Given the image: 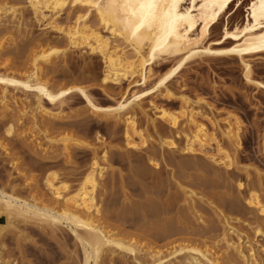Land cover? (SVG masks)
Wrapping results in <instances>:
<instances>
[{"label":"bare ground","instance_id":"bare-ground-1","mask_svg":"<svg viewBox=\"0 0 264 264\" xmlns=\"http://www.w3.org/2000/svg\"><path fill=\"white\" fill-rule=\"evenodd\" d=\"M95 2L96 0L92 4L88 0H25L24 4L9 5L0 0V55L20 53L25 58L18 66L16 63H0V122L5 126V134L1 133L3 125L0 128V150L6 154L5 161H9L17 171L23 168L26 170L20 171L28 173L36 166H48L57 161L63 163L64 170H74L71 169L73 165L77 169L75 151L78 148L70 145L72 137L64 135L66 137L61 139L59 136L60 140L54 136V131L90 127L93 120L98 119L105 121L107 130L111 133L118 124H123L124 145L127 150L147 148L152 135H145L142 128L144 125L140 123V118H144L147 126L145 129L148 131L149 127L158 130L157 121L169 123L174 136L185 137L183 153L189 157L201 154L206 162L210 161L207 162L208 165H203L199 158L196 160L197 157L195 160H187L184 156L175 161L172 156L177 153L178 145L173 133L167 138L170 142L164 141L163 135L159 136V150L165 147L170 150L172 160L169 164L176 166L179 178L200 188V193L198 195L197 191L192 190L194 188L184 186V182L179 183V179L176 185L182 189L184 204L175 211L176 214L171 215L170 208H160L159 202L158 205L153 203L154 200H150V197V202H143L144 205H138V202L137 205L131 202V205L128 202L115 217L121 222L123 219L129 221L128 218L135 221V233L126 228L120 229L119 226L125 227L122 224L110 225L107 223L109 215L105 211L103 214L100 208L101 201L99 204L95 202L96 194L103 197L111 188L126 196L127 181H124L125 177L118 175L117 169L105 163L108 161L107 156L114 152L113 148H102V144L89 143L92 159L84 176L81 174L84 178L82 177L81 186L78 185L80 188L76 192H70L71 186L61 180V174L58 177L56 172L51 174V171L44 178L39 177L42 182L45 180L47 188L45 192L39 191L40 198L28 193L32 196L30 199L19 196L16 189L7 191L0 188V264H10L6 261L8 256L5 257L4 253L7 246L3 241L7 230L19 228L18 223L40 226L45 230L48 228L52 233L63 229V226L68 228L77 248L82 251V260L77 264H106L105 258L110 255L115 260L119 256H129L133 264H264V243L259 245L256 240L260 234L264 242V178L261 172L251 176L248 169L238 165L241 122L236 116L229 114L237 123L227 120L224 127H221V121L206 99H193L173 91L175 78L181 73L187 72L193 65H197L200 70H214L215 63L241 66L245 84L264 91V83L254 78L253 68L254 58H264V8L261 7L260 0H250L248 18L244 23L232 28L228 20L218 39L212 38L213 31L221 25L225 16L232 17L240 11L242 0H229L223 8L216 0H179L174 8L171 4L167 7L161 5L158 12L162 22L141 28L135 35L133 31L139 18V5L109 11L106 0H99V7L94 6ZM233 5H237L235 11ZM170 9L173 14L164 16ZM25 10H30L35 22L40 23L43 31L48 32L32 35V25L24 18ZM133 11H137L136 17L131 15ZM66 13L68 20H62V15ZM214 13L217 15H213ZM173 22L174 26L170 29L168 25ZM19 37L22 40H18ZM54 41L64 45V48L53 49L47 54L35 51V47ZM75 53L82 61L80 65L73 57ZM93 55L99 57L104 66L100 81L92 75ZM53 56L59 57L52 58ZM173 62L175 64L168 71L157 77L156 67L162 68ZM212 63L214 64L211 65ZM70 73H77L89 81H98L97 87L108 93L118 90L120 98L115 105L103 107L93 100L86 87L74 86L55 91L52 79L58 74L64 76ZM74 93L83 99L85 108L69 115L65 113V101ZM158 97L179 101V112L184 121L180 122V116L157 105ZM147 100L149 102L146 104ZM150 111L154 112L153 116ZM29 131L36 132V138L42 136L47 141L46 145L42 140L39 141L40 138L35 139V145L27 143ZM218 133L220 139L216 137ZM96 140L100 141L99 138ZM18 141L19 147H16ZM211 142H214V146ZM75 143L81 146L85 144L80 140ZM154 144L150 145L151 149L156 146ZM26 152L31 159H26ZM153 155L152 158L149 155L150 161L154 162L153 166L158 167L160 163L152 160L156 156ZM131 157L128 156L127 165H130L132 177L129 175L128 179L132 180L129 183L137 184L141 175L139 178L137 176L145 168ZM193 166L194 169L198 166L199 171L195 169L196 173H188ZM233 170L236 173H246V182L243 183L240 179L235 181L232 177L234 172H231ZM70 171H65L69 174L67 176L75 175L77 170ZM35 187L32 188L33 192L37 189ZM246 189L249 190L248 196L241 198ZM156 190L158 191L157 188ZM208 194L216 200L213 197L206 199L210 196ZM242 199L246 202L248 217L233 218L229 214L241 212V205L244 204ZM206 211L209 212L208 215H204ZM228 211L230 213L227 214ZM112 215L113 218L114 214ZM23 232L19 231L21 234Z\"/></svg>","mask_w":264,"mask_h":264},{"label":"rangeland","instance_id":"rangeland-1","mask_svg":"<svg viewBox=\"0 0 264 264\" xmlns=\"http://www.w3.org/2000/svg\"><path fill=\"white\" fill-rule=\"evenodd\" d=\"M1 1L6 2L9 5H16V4L18 5V4H22V3L24 4L25 0H23V1H21V0H1ZM249 4H250V0H242V5L240 7V11L237 14L233 15L232 17H230V15L225 16L221 22V25L213 31L212 38L218 39L221 37L222 27L226 23H228V20H229V25L232 28L235 27L237 24L244 23L246 21V19L248 18ZM232 8H234V11H235L237 8V5H233ZM23 13L25 14V15L23 14L25 16L24 18L27 19V20L26 19L25 20L27 22H29L30 25H32V35L38 36V35H41V33H47L48 32L45 30L43 31L42 25L40 23L35 22V19L33 18L32 12L30 10H25ZM67 18H68L67 13L65 15H62V20H68ZM49 34L51 35V33H49ZM51 37H53V36L51 35ZM13 38L16 39V37H13ZM18 40H22V38L19 37ZM62 48H64V45L58 44L56 41H54L52 43H49V44L47 43V44H44V45L39 46L37 48L35 47L36 50L34 48H33V50H35L38 54H40V53H46L47 54L53 49H62ZM18 55L20 58L17 57ZM22 57H23V54H20V53H16V54L15 53H11V54L5 53L3 55H0V63L1 62H9V63H14V64L16 63L18 66L19 64L22 63V61L25 60V58L24 57L22 58ZM57 57H59V56H53L52 58H57ZM73 57L75 58L77 63L80 65V63L82 61H81L79 55L75 53V54H73ZM93 57L94 58L92 60V63H93V67H94V70H93L94 72L92 73V75L95 78H98L100 81L104 66H103V63L99 57H97L96 55H93ZM42 63H44V62H42ZM174 64H175V62L167 63L162 68L156 67V71L158 72L157 77H160L164 72L168 71ZM213 64L214 63H212L211 65H213ZM215 64L218 66L213 65V66H215V69L210 70V71L207 69L206 70H200L197 68V65H193L191 68H189V70H187V72H183L177 78H175L173 91L177 94H185V95H187L193 99H197V98L206 99L208 101V103H210V105L215 110V112L218 116L217 117L218 120L221 121L220 122L221 127H224L225 123L228 121H231L233 123H237V120L234 119L233 117H230L229 114H233L234 116H236V118H238V120L241 122V125H242V131L240 134V141H241L240 144L241 145H240V149L238 151V162H239L238 165H239V167H244V168L248 169L249 174L251 176H254V174L256 172H259V173L261 172L260 174L264 178V148H263L264 147V91H259L255 87H250V86H247L245 84V81L243 79V70H242L241 66H239L237 64H234V65L228 64V66L225 64L222 65L219 63H215ZM253 68H254V78L256 80L264 83V58H259V57L254 58ZM16 76L19 77L20 75L19 76L16 75ZM54 82H55V84H54L55 85V91L71 88L74 86L86 87L89 94L93 98V100L97 104H99L100 106H103V107H109V106L115 105L116 101L120 98V96H119L120 94H118L119 93L118 90L110 91L111 93L112 92L113 93L111 94L109 92L110 93L109 94L108 92L104 91L102 88L97 87L98 86L97 83H99L98 81H89V80L85 79L84 76H81V75L79 76V74H77V73H76V75H74V73H70L69 75L65 74L64 76L61 74H58V76L56 75V78L52 79V83H54ZM179 82H180V84H179ZM114 93H116V94H114ZM18 94L22 95L21 92H19ZM31 98L33 99L34 97L32 96ZM148 102L149 101L147 100L146 104ZM156 103H157V105L168 110L169 112H171L177 116H180L179 117L181 119V120L179 119L180 122L184 121V119H182L181 114H180L181 103L179 101H169L163 97H158L156 99ZM64 107H65V113L71 114L74 112V114H75L76 112H81L85 108V102L77 93H74V94L70 95L69 97H67V101H65ZM153 114H154V112L150 111V115L153 116ZM93 121L94 122H92L90 124V127L89 126H87V127L82 126V127L69 128V130L68 129H62V130L58 129V130L54 131V136L56 138L60 139V137H61V139H63L66 136L72 137V140H69L70 145H72L75 148H78V149H76L77 151H75V154L77 153L75 164L77 163L76 166L78 165V168L75 169L73 167L75 165L71 166V169H74V170H71L72 172H75V170H77L75 172V175L67 176L69 174L65 173V171L66 172L70 171V168L64 170L65 167H63L64 165L60 161H57L56 164L53 163V164H50L48 166H46V165H42L40 167L36 166V168H32L29 171V173H28V171H20V170H26V169L20 168V170H19L20 172H19L15 169L14 166L11 165V163L9 161H5L6 160L5 159L6 154H3V151H1L2 150L1 149L0 150V152H1L0 153V188H4L7 191H12V190L16 189L17 191L15 190V192L19 196H22V197H26V198L31 197L32 198V196H35V197L37 196V198L38 197L40 198L39 191L44 190L43 192H45V191H47V188L45 187V184H44L45 180L43 179V182H42L41 178L39 179V177L44 178L45 175L50 174L49 172L51 171V174H55V172H56L58 174V177L61 174L60 175V178H62L61 180L66 181L71 186L72 190L70 189V192L74 193V192H76L75 190H78L80 188L79 187V186H81L80 183L82 182V180L84 178L83 173L86 172L87 165L90 163V160L92 159V156H91L92 151H89V149L91 150L89 143H91L92 145H94V144L101 145L102 144V148H103V146L104 147L109 146V147H112L114 150V152H112L114 155L112 153H111L112 156H111V154H109V156H107L108 161L106 160L107 162H105V163L108 165L109 164L112 165V167L115 170L117 169L116 171H117L118 175H120V177H125L123 179L125 182L127 181L126 182L127 184L125 187V189H126L125 190L126 196L124 195L125 197L122 195V193H121V195L119 194L121 191H118L117 189L112 190L110 187L109 188L111 190L110 189L107 190V192L105 194L106 197L100 196L98 193V190H97L98 194H96L97 197L95 199V202H97L99 204L101 201L102 207H100V208L102 210V213L105 214V212H107V216L109 215L108 216L109 220L114 219L115 217L117 218L118 212H121V210H122V206L128 205V202L130 204H131V202H133L132 204H134V202H135V205H137L138 203H139L138 205H144V203L145 204L147 203L146 201L150 202L148 200L150 197H151L150 200H152V201L154 200L153 203L156 202V204L158 205V202H159V207L161 206L160 208H162V207L163 208L165 207V209L170 208L169 210L171 212H169V213L171 215L173 213L176 214L175 211H178L180 206H183L184 200H183V195L181 192L182 189L181 188L179 189V187L176 185L177 180L180 179L179 178L180 176L178 174V169H176V166L169 164V163H171L170 160H172L175 157L174 158L175 161H179L181 159H178V158H183L181 156H184L185 157L184 159H187V160H189V159L195 160L194 158L197 157L196 160L199 158L200 160L199 159L198 160H199L200 164L202 162L203 165L207 162H210V161L206 162V158L203 155L201 156V154H196L195 155L196 157L189 154L190 155V157H189V156H187L188 154L186 155L185 153H183L182 149H184L186 146L185 137L183 135L174 136L172 127L169 123L157 121V123H159L157 125L158 130L149 127L150 129L148 131L147 129H145L147 127L146 126V120L144 118H140V123L142 125H144L142 128H144L145 135L146 134L152 135L151 138L149 137L151 140V141H149L150 144L148 143L149 148L147 147L149 150L146 147L145 148L141 147L140 149L131 148V149L127 150L125 145H124L125 144L124 143L125 136H124L123 124H118L115 127L116 129H114V131L112 132L113 134H112L111 132H108L107 125H106L104 120L98 119V121L97 120H93ZM161 122H162V124H161ZM3 124H4L3 122H0V128ZM2 128H4V130L1 129L2 130L1 133L5 134V133H3V131L5 132V126L3 125ZM64 131H66V132H64ZM27 133H28V137H29V141L27 143H31V144L35 145L36 144L35 139L38 138V137L36 138V132L33 133L32 131L31 132L29 131ZM164 133H165V135H164ZM171 133H173V136L175 138L174 140L177 141L176 143L178 145L177 146L178 151H177V153H174V156H172V159H170L172 154L170 153L169 149L166 150L165 149L166 147H165L164 149H162L160 151L159 147H158V143L160 142L159 136L163 135L162 137H164V139H165L164 141L170 142L171 140L167 139V138H170L169 135ZM64 135H66V136H64ZM33 137H34V139H33ZM216 137L218 139H220L219 133L216 134ZM97 138H99L100 141L96 140ZM76 140L84 141L85 144L84 145L82 144L83 146H81L80 144L75 143ZM39 141L44 143V145H46V143H47V141L45 139H43L42 136H41ZM97 141H98V143H97ZM151 142L153 144L155 143L154 145H156L154 148L152 147L153 149H151V146H150L152 144ZM86 143L89 145H87ZM137 143H139V142H137ZM18 144H19V141H18V143H16V145H17L16 147H19ZM211 145L214 146V142H211ZM87 146H88V148H87ZM116 150H118V152H116ZM152 150H154L155 152L153 153ZM161 152H162V154H161ZM115 153H117L118 155ZM153 154H155L156 156H155V159H152V160H155L156 162L160 163V165L158 167L153 166L154 162L151 163L152 161H150L149 157L151 155H152L151 158L154 157ZM129 155H130V157L132 156L131 159L133 161L135 160V162H138L139 165H141V166L144 165L143 166V168H145L144 172L139 173V175L137 176V178H139V176L141 175L140 179L138 180L139 183H141V184H139V183L134 184L135 182L129 183V182H132V180L129 181V179H128V177H130V176L132 177L130 165H127V164H129V162H128V160H129L128 156ZM161 155L162 156L164 155V157H161ZM24 156L26 157L27 160L31 159V158H29L30 154L28 152H26V154ZM187 157H189V158H187ZM219 157H222V156L219 155ZM161 158H163V160H161ZM203 160L205 162H203ZM60 163H62V164H60ZM85 164H86V166H85ZM207 165H208V163H207ZM45 167H48V168H45ZM49 167H51V168L49 169ZM197 167L195 168L196 170L198 169ZM192 168L193 169H190L191 172L189 170L188 173H193V172L196 173L194 166ZM48 169H49V171H46ZM199 169L201 170L202 168H200V166H199ZM166 170H168V171H166ZM197 171H199V170H197ZM231 172L233 173L234 170ZM62 173H63V175H62ZM234 173H233L232 177L234 178V180L236 179L235 181H237V179H240L243 181V183L246 182V178H247L246 173H236V172H234ZM239 174H241V175H239ZM173 175H175V177ZM177 175H178V177H177ZM235 176L237 178H235ZM34 179H37V180L39 179L38 180L39 184H38V181H36ZM61 180H59V181H61ZM79 180H81V181H79ZM173 181H175V182H173ZM166 182L169 183V186H166V185H168ZM178 182L179 183L184 182L183 183L184 186L194 188L192 190L197 191L198 195H199L200 188H197L195 185L189 184L187 182V180L185 181L184 179H180ZM159 183L161 185H159ZM163 183H164V185H163ZM30 184L33 187L30 186ZM155 186H157V187H155ZM158 186L159 187L161 186V187L158 188ZM34 187L37 189H35L33 192ZM144 188H146V189H144ZM156 188L158 189V191L156 190ZM135 189H137V190H135ZM149 189H150V192H149ZM22 191H24V192H22ZM143 191H144V193H143ZM248 191L249 190H247V189L245 191H243V194H242L243 196L241 195L242 196L241 198L247 197ZM28 193H30L32 196ZM113 193H115V196ZM109 194H110V196H109ZM135 194H136V196H135ZM208 195H210V194H208ZM212 197L213 196L210 195L206 199H208V198L210 199ZM97 198H99V199H97ZM197 198H199V197H197ZM213 198L216 200L215 197H213ZM130 199L132 201H129ZM211 200H213V199H211ZM136 202H138V203L136 204ZM242 202H244V199H242ZM119 203H122V204H119ZM245 204H246V202H244V204L241 205V206H243V207H241V212L230 213L228 211L227 214L230 213L229 215H231L233 218H235V216L236 217L239 216L241 218L242 217L243 218L248 217V214L245 211V206H246ZM168 206H170V207H168ZM105 208H108V209H105ZM116 212H117V214H116ZM185 213H186V211H185ZM112 214H114L113 218H112V216H113ZM205 214L208 215L209 212L206 211L204 213V215ZM249 217H252V215H250ZM116 218L114 220H111V221H109L107 219L108 220L107 223L110 225L111 224H114V225L117 224V226L122 224L125 227L119 226L120 229L126 228V229H129L128 231H132V232L134 231L133 233L136 232L137 229L135 226L136 224L134 223L135 221L132 220L133 221L132 222L131 219H129V218H128L129 221L123 219L124 221H126V223H125L124 221L121 222V220L119 218L118 219H116ZM19 224H20V226H19ZM29 225L30 224H26V225L24 224L23 225V223H18L19 228H17V229L9 228L7 230L8 232L5 235V237H4L5 239L3 241L4 244L6 243L5 245L7 246L6 250H5L6 253H4L5 257L8 256L6 259L7 263H10V264H77V262L82 260L81 248H79V247H78L79 249L77 248L75 240L72 239L73 237H71V235H70L71 233H70L69 229L66 228L65 226L61 227L63 229L52 233V231L48 228H47L48 230L47 229L45 230V229H42L40 226L36 227V226L30 225L31 226L30 227ZM130 225H131V227H130ZM24 226H25V228L26 227L27 228L25 229ZM16 230H17V232H15ZM23 230H25V231L23 232ZM19 231L21 233L23 232L24 236H23V234L19 233ZM262 238H263V236L260 234L256 238V240L260 243L259 245L264 243ZM8 250H9V253L7 252ZM111 256L112 255L107 256L105 258L106 264H111V263H113V264H133V261H132V259L129 258V256L125 257V258L122 256L121 257L119 256V257H116V260L113 259L114 258L113 256L112 257ZM122 260L124 262H122ZM127 260H128V262H127Z\"/></svg>","mask_w":264,"mask_h":264},{"label":"snow or ice","instance_id":"snow-or-ice-1","mask_svg":"<svg viewBox=\"0 0 264 264\" xmlns=\"http://www.w3.org/2000/svg\"><path fill=\"white\" fill-rule=\"evenodd\" d=\"M195 2V0H193ZM219 3L220 7L223 8L225 5L228 4L229 0H216ZM88 3L92 4L93 0H88ZM179 3V0H106V6L109 11H118L121 7L127 9L132 7L133 5H139V18L137 19L136 23L134 24L133 35H135L136 31H139L141 28L144 27H151L155 25L158 21L162 22V17L158 12L159 6L163 5L167 7L169 4L175 7V5ZM261 7L264 8V0H260ZM94 6L99 7V0H96ZM172 10L170 9L169 12L165 13L164 16H171ZM255 15V13H253ZM133 17L137 16V11H133L131 13ZM213 15H217L214 13ZM183 19V17H180ZM174 26L173 24L168 25L171 29ZM247 31V29H245ZM252 51L253 49H248ZM231 51H235V49H231ZM64 93H61L63 95Z\"/></svg>","mask_w":264,"mask_h":264}]
</instances>
